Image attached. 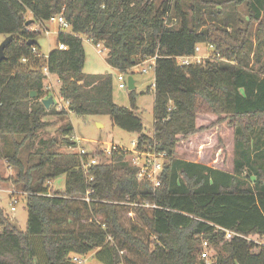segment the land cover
<instances>
[{"label": "trees", "instance_id": "1", "mask_svg": "<svg viewBox=\"0 0 264 264\" xmlns=\"http://www.w3.org/2000/svg\"><path fill=\"white\" fill-rule=\"evenodd\" d=\"M192 1L187 10L185 0H0V35L13 36L0 66V145L18 169L28 210L22 232L0 207V264H76L74 257L93 251L100 264H199L203 242L217 250L216 264H264L263 247L225 234L264 236V62L255 55L250 66L247 42L254 25L264 40V0ZM242 6L246 22L238 15ZM28 12L37 26L56 16L71 26L47 57L37 44L41 32L26 25ZM82 37L103 44L108 66L125 74L157 56L153 137L134 111V90L133 109L119 107L112 75L84 73ZM206 45L215 51L205 65L175 62ZM45 69L59 79L69 111L46 109L44 100L53 96L44 92ZM69 113L108 115L139 135L138 151L166 154L159 187L139 181L122 150L95 152L99 163L83 168L86 157L59 153L57 140H43L25 162L23 141L49 126L45 117ZM225 122L235 133L233 173L177 158L180 143ZM73 131L69 123L60 128L67 148L77 147ZM64 175L65 192L50 195L46 183ZM89 190L90 204L77 199ZM124 210L135 217L129 225Z\"/></svg>", "mask_w": 264, "mask_h": 264}, {"label": "rangeland", "instance_id": "2", "mask_svg": "<svg viewBox=\"0 0 264 264\" xmlns=\"http://www.w3.org/2000/svg\"><path fill=\"white\" fill-rule=\"evenodd\" d=\"M193 3L192 0H185V8L190 10V6ZM223 11V10H222ZM238 15L242 21L246 22V9L244 6L238 10ZM26 20L33 21V16L30 12L26 14ZM170 25V23H169ZM174 26L177 28L178 23L174 20ZM32 29H36L37 24H31ZM46 29L50 31V35H46L44 29H41V36L37 39L39 51L42 56L47 57L49 53L57 49L58 45V33L60 27L56 23H48L45 25ZM241 28L245 29V25ZM251 36L248 38L249 52L252 51L251 64L252 67L257 59L255 55H259L261 62H264V40L256 36V25L251 27ZM64 33H70V30L62 29ZM7 39L6 36L0 35V46ZM83 46L85 50V67L84 73L86 75H104L110 74L114 78L113 100L114 103L122 108L129 110L133 109L132 101L130 99V90L128 87V80L132 78L135 82V113L142 119L144 124V134L149 137L154 136V108H155V73L150 71L148 74L141 73L143 67L135 66L131 73L125 74V81L118 80L119 71L108 66L106 62L107 52L103 54L98 53L96 45L88 40L86 37H82ZM203 56H212V52L208 51L205 46H202ZM255 57V58H254ZM209 60H213L209 59ZM209 60H206L209 61ZM223 61V60H221ZM226 61V60H224ZM123 83L126 85L125 89H120L119 85ZM44 92L51 95L55 99L57 94L55 81L53 78L44 81ZM49 86H54V89L48 91ZM46 95V94H45ZM57 99V97H56ZM57 111L62 112L63 108L58 100ZM48 122L49 126L41 130L36 139H26L23 142L25 147L22 148V158L26 162L30 155L34 153V147L41 144L43 140H57L58 144L56 151L63 154H79L78 148H67L63 145L64 137L61 136L60 128L63 124H71L73 126V135L71 137L79 138L85 142H81V147L90 153H95L103 150L105 147L112 145L119 146L126 150H134L133 143L137 142L138 134L128 133L118 127H116L110 116L98 115V116H78L73 113H69L64 119L61 117L47 116L44 119ZM215 122V121H214ZM213 121H206L204 124L209 125ZM15 141V139H13ZM9 141H11L9 139ZM16 141L21 142L22 137L17 138ZM3 142V141H0ZM29 142H36L29 143ZM62 143V145H61ZM34 144V146H33ZM4 144L0 145V207L3 210L5 216H7L12 224H14L19 230L25 232L28 224V210L26 198L27 194L24 193L22 187L16 183L18 176V169L10 164L6 159V151ZM6 148V147H5ZM7 149V148H6ZM34 156V155H33ZM177 158L181 160H187L203 164L214 169L223 170L225 172H234V159H235V133L234 128L229 122L222 123L217 128L210 132H206L200 136H196L189 142H182L177 148ZM98 159H101L100 157ZM254 180V178H253ZM66 175L60 176L53 181H48L49 194L64 193L66 189ZM17 200V205H14V201ZM84 202L82 200H79ZM80 202V203H81ZM15 206L16 211L12 212L11 208ZM122 219L126 225H129V220H132L129 215L121 213ZM132 218H135L134 215ZM0 228V233H2ZM205 242L201 245V250ZM83 264H100L97 258V251H93L85 256H78ZM199 264H216L217 263V250L213 246H210L209 259L203 260L200 256L198 259ZM78 264V263H76Z\"/></svg>", "mask_w": 264, "mask_h": 264}, {"label": "built area", "instance_id": "3", "mask_svg": "<svg viewBox=\"0 0 264 264\" xmlns=\"http://www.w3.org/2000/svg\"><path fill=\"white\" fill-rule=\"evenodd\" d=\"M48 23H56L59 25L60 30L58 35L62 32V29H67L70 30L71 32V26L70 24L64 19L63 16H56L50 19V21ZM47 23V24H48ZM41 29H44L45 34L48 36L50 35V31L48 29H46V27L43 25L38 26L36 29H32L33 31H41ZM88 39V38H87ZM90 40V39H88ZM91 41V40H90ZM92 42V41H91ZM97 49H98V53L101 55L103 54L104 51H106L108 53V50L104 48L103 44H97L96 45ZM208 51L214 52L215 49L212 45H206L205 46ZM60 50L66 51L67 48L64 45H60L58 47ZM202 52V46H197L195 49V53L192 56H188V57H175V62L177 63L178 66L180 67H189V66H197V65H205L206 64V60L212 59L213 58V54L212 56H203L200 53ZM156 60H157V56L155 57H150V58H146L144 59L142 62H140L138 64V66L143 67L141 73L143 74H148L150 71H153L155 73V67H156ZM133 70V68L131 70H129L128 72L131 73V71ZM44 73L46 75V79L50 80L52 78V75L49 73V71L47 69L44 70ZM118 80L121 82L125 81V73L119 71V77ZM60 84L59 80L57 82H55V84ZM155 86V85H154ZM120 89H125L126 85H124L123 83H120L119 85ZM51 89H53V86H49L48 91H50ZM57 97H58V102L59 105L62 104L61 106L63 108H61L59 106L60 109L62 110H68L69 108V104L66 103L64 101V99H62L59 95V92L57 93ZM72 141L76 143L77 148L79 150V155H81L83 158L86 157L88 160L87 165H83V168H86V166H91V165H97L99 163V159L98 157H94V153H90L89 151L85 150L84 148L81 147V142H85L83 140H80L79 138H72ZM134 146V150H126L123 148H120L119 146L116 145H112L110 147H105L103 150H101V152L103 153V155L105 156H110L114 151L117 150H122L124 153H126L128 155V160L131 163V165L133 167H135L137 169V177L139 181L142 180H147L149 181L150 184L153 185L154 188H158L160 185V176L163 170V164L167 158L166 154H160L157 153L155 150L152 151H138L137 150V142L133 143ZM93 179L90 178L89 182H92ZM50 187V186H49ZM94 191L89 190L86 195L84 197H79L77 199L82 200L84 202H86L87 204H90L91 202V194H93ZM18 201L15 200L14 201V205H17ZM133 206V205H132ZM146 207H150L149 205H146ZM12 212L16 211L15 206H12L11 208ZM131 217H133V214H130ZM219 230H222L220 228H218ZM226 239H231L233 237H238V238H242L245 239L247 242L249 243H253L255 247L257 248H264V236L263 237H244L242 235L233 233V232H226ZM210 256V245L205 242V245L203 246V250L200 253V257L203 260H207L209 259ZM73 261L75 263L78 264H83L84 262L80 260L79 257H74Z\"/></svg>", "mask_w": 264, "mask_h": 264}, {"label": "water", "instance_id": "4", "mask_svg": "<svg viewBox=\"0 0 264 264\" xmlns=\"http://www.w3.org/2000/svg\"><path fill=\"white\" fill-rule=\"evenodd\" d=\"M31 23H32V21L31 22H27L26 25L29 26ZM12 39H13V36L7 37V39L0 46V66L7 59L5 50L9 46V44L11 43ZM133 62H135V61H133ZM128 87H129L130 91L135 90V82H134V80L132 78H129V80H128ZM31 97L32 98L37 97V93L33 92L31 94ZM43 103H44L46 109H49L52 105L55 104V100H54L53 97H51V98H49L47 100H44Z\"/></svg>", "mask_w": 264, "mask_h": 264}, {"label": "crops", "instance_id": "5", "mask_svg": "<svg viewBox=\"0 0 264 264\" xmlns=\"http://www.w3.org/2000/svg\"><path fill=\"white\" fill-rule=\"evenodd\" d=\"M52 78L54 79L55 82H57V81L59 80V79H58L56 76H54V75H52ZM55 85L57 86L56 92L58 93V92H59V89H60V84H57V83H56ZM53 89H54V86H53ZM54 91H55V89H54ZM57 95H58V94H55L56 97H57ZM56 97H55V99H54V100H55V104H57V103H56V100H58V97H57V99H56ZM57 105H58V104H57ZM138 136H139V135H138Z\"/></svg>", "mask_w": 264, "mask_h": 264}]
</instances>
